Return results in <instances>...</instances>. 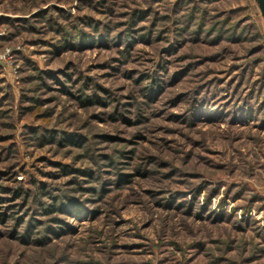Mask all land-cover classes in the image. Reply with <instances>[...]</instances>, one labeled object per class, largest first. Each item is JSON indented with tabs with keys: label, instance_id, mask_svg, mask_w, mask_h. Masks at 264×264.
<instances>
[{
	"label": "rangeland",
	"instance_id": "obj_1",
	"mask_svg": "<svg viewBox=\"0 0 264 264\" xmlns=\"http://www.w3.org/2000/svg\"><path fill=\"white\" fill-rule=\"evenodd\" d=\"M0 264H264V0H0Z\"/></svg>",
	"mask_w": 264,
	"mask_h": 264
},
{
	"label": "trees",
	"instance_id": "obj_2",
	"mask_svg": "<svg viewBox=\"0 0 264 264\" xmlns=\"http://www.w3.org/2000/svg\"><path fill=\"white\" fill-rule=\"evenodd\" d=\"M53 207H54V206H53ZM53 207H51L50 205H48V206H45V207H44V210H45V211H48V210L52 209Z\"/></svg>",
	"mask_w": 264,
	"mask_h": 264
}]
</instances>
